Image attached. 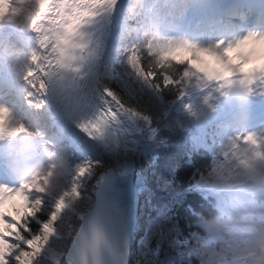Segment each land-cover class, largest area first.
Returning <instances> with one entry per match:
<instances>
[{
  "label": "snow or ice",
  "instance_id": "snow-or-ice-1",
  "mask_svg": "<svg viewBox=\"0 0 264 264\" xmlns=\"http://www.w3.org/2000/svg\"><path fill=\"white\" fill-rule=\"evenodd\" d=\"M35 4L29 27L37 35L36 50L23 67L14 59L7 69L0 68V79L6 71L13 85L0 94V137L28 132L6 102L15 89L29 107H40L36 101L48 95L46 86L58 82L64 73H74L90 87L74 126L89 147L104 150L117 148L120 137L111 134L125 115L144 117L140 98L145 91L163 93L175 88L183 99L185 88L197 82L236 75L264 82V31L201 46L159 35L149 22L144 0H35ZM147 34L152 38L141 44ZM101 164L83 161L71 187L51 206L38 175L19 186L0 183V264H54L50 249L57 251L53 244L59 235L57 225L70 201L81 198L82 183ZM16 196L24 202L22 216L19 210L16 215L3 210Z\"/></svg>",
  "mask_w": 264,
  "mask_h": 264
},
{
  "label": "trees",
  "instance_id": "trees-1",
  "mask_svg": "<svg viewBox=\"0 0 264 264\" xmlns=\"http://www.w3.org/2000/svg\"><path fill=\"white\" fill-rule=\"evenodd\" d=\"M19 1L0 0V17L9 18L11 23L8 26L0 18V68L10 67L14 59L19 60L23 67L31 55L27 38L13 35L12 30L27 29L36 4L35 0H29V6H25ZM177 2L189 0H172L174 8L177 7ZM145 11L148 19L152 20V10ZM151 38L147 34L142 40L145 42ZM212 45L214 44H201ZM4 75L12 85L9 74L5 71ZM249 84L252 86L251 82ZM4 88L8 89L6 86ZM178 91L175 88L163 93L145 91L140 98V111L145 114L141 118L149 124L152 132L146 150L151 163V175L145 174V186L155 194L146 196L130 264H189L184 252V241L190 236L191 221L210 204L205 195L197 190L196 182L215 162L221 147L230 137L244 139L245 137L240 138V133L243 132L245 136L247 134L245 126L249 124V120H243L241 116L249 113L253 101L249 99V87L243 79L237 78L225 83H193L185 88L186 95L183 99L178 98ZM19 95V99L12 98L6 102L14 108L18 122L25 125L28 132L17 136L6 135L8 142H2L3 150L9 154L7 161L1 164L9 181L8 184H3L10 186L22 184L10 171L14 158L25 150H31L30 158L38 164L41 158L47 156V145L51 143L41 140L39 146L42 151H36V138L40 133L32 127V113L40 110L45 101L38 98L36 103L42 106L29 107L24 102L23 95ZM187 104L190 106L186 107ZM231 116L239 118L233 123L228 119ZM66 141L71 148L73 172L64 189L71 187L76 168L87 160L72 141ZM38 176L41 183L45 184L46 177ZM89 181L90 177L82 183L81 198L70 201L71 207L57 225L59 235L53 241L57 251L50 249V258L54 264H61V259L62 264H67L66 254L95 199L97 186L90 185ZM59 195L57 193L50 198L49 206ZM23 205V200L16 196L6 202L3 210L12 215H16V210H19L22 216Z\"/></svg>",
  "mask_w": 264,
  "mask_h": 264
},
{
  "label": "clouds",
  "instance_id": "clouds-1",
  "mask_svg": "<svg viewBox=\"0 0 264 264\" xmlns=\"http://www.w3.org/2000/svg\"><path fill=\"white\" fill-rule=\"evenodd\" d=\"M84 99L56 109L44 98L43 107L33 111L32 127L40 133L36 151H42L41 140L51 143L38 164L30 158L31 150L14 158L10 171L19 182L40 175L46 177L50 197L64 190L73 172L66 136L76 130L74 121ZM196 187L210 204L191 221L190 236L184 241L189 264H264V133L230 137Z\"/></svg>",
  "mask_w": 264,
  "mask_h": 264
},
{
  "label": "water",
  "instance_id": "water-1",
  "mask_svg": "<svg viewBox=\"0 0 264 264\" xmlns=\"http://www.w3.org/2000/svg\"><path fill=\"white\" fill-rule=\"evenodd\" d=\"M132 151V146L117 151L124 161L132 164L131 169H107L66 256L67 264L131 263L145 181L135 157L129 154Z\"/></svg>",
  "mask_w": 264,
  "mask_h": 264
},
{
  "label": "bare ground",
  "instance_id": "bare-ground-1",
  "mask_svg": "<svg viewBox=\"0 0 264 264\" xmlns=\"http://www.w3.org/2000/svg\"><path fill=\"white\" fill-rule=\"evenodd\" d=\"M188 16H191L189 13ZM255 17V16H254ZM33 41L35 43V47L37 48V35H32ZM53 86L54 82H51L49 85H47L48 89V98L51 102L52 106L54 105V108L58 109L54 103L53 96L50 97V95L53 93ZM124 121L127 122V128L131 129L134 136H132L137 142L133 146V151L130 152L131 156L135 157V162L139 165L141 168V172L143 173V168L146 165V159L144 154V143H145V127L142 125L141 121L136 117L132 115H125L123 117ZM76 129V128H75ZM73 134H77L76 136H79L81 141L85 142L81 136L77 133L76 130H71ZM86 143V142H85ZM87 147L89 149H92L100 158L101 160L109 167V169L114 170H123V169H131L132 164H129L128 162L124 161L120 155L117 153V149H111V150H104L102 148H91L86 143ZM122 143H117V146H121ZM110 151V152H109ZM125 162V163H124ZM107 171V170H106Z\"/></svg>",
  "mask_w": 264,
  "mask_h": 264
},
{
  "label": "rangeland",
  "instance_id": "rangeland-1",
  "mask_svg": "<svg viewBox=\"0 0 264 264\" xmlns=\"http://www.w3.org/2000/svg\"><path fill=\"white\" fill-rule=\"evenodd\" d=\"M30 31V27H28L27 29V33ZM238 39V38H236ZM235 39V40H236ZM227 41V40H226ZM32 42V50H36V47L34 45V42ZM46 98V97H45ZM47 99V98H46ZM48 100V99H47ZM54 101V100H53ZM50 102V101H49ZM51 104V102H50ZM52 105V104H51ZM54 107V105L52 106ZM142 123V125L145 127V132H146V136H145V143H144V153L146 152L147 150V146L151 140V131L149 130L148 126L146 125V121H143L140 119L141 117H138L136 116ZM77 134H73L71 132V130H69L68 134H67V138L68 139H71V141H73L75 147L83 153V155L87 158V160H90V161H96V160H99L102 162L101 164V167H99L94 174L90 175V184L92 186H98L100 181L102 180V178L104 177L105 175V172L106 170L109 168L102 160L101 158L92 150V149H89L86 145L85 142L81 141L80 137L79 136H76ZM146 159V165L144 166L143 168V173H145L146 175H151V172H150V167H151V163Z\"/></svg>",
  "mask_w": 264,
  "mask_h": 264
}]
</instances>
